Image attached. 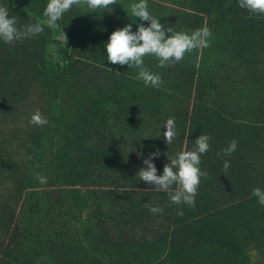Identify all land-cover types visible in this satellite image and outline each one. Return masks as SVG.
I'll return each instance as SVG.
<instances>
[{"label":"rangeland","instance_id":"1","mask_svg":"<svg viewBox=\"0 0 264 264\" xmlns=\"http://www.w3.org/2000/svg\"><path fill=\"white\" fill-rule=\"evenodd\" d=\"M134 2L137 0H117L111 12H92L86 6H73L58 21V30L45 24L40 34L13 44L0 40V208L9 198L14 181L23 186L22 190L28 186L27 190L31 187L51 190L57 182L53 170L61 166V162L66 163L67 153H74V143L77 144L80 133L96 139L99 136L93 130L108 125L115 135L128 140L125 147L130 151V145L137 147L139 137L144 138L155 128L161 132L166 119L157 113L151 118L145 115L143 108L151 105L157 111L163 107V99L157 98L158 88L163 96L165 91L177 92L174 82L166 81L168 67L181 70L186 80L191 76L196 80L197 76L196 82L202 88L199 101L204 103L209 114L201 112V124L189 132L188 121L181 120L183 115L181 118L170 116L175 118L178 135L171 145L162 139L164 148L174 149V154L185 148L192 150L195 139L202 133L207 134L211 137L210 149L201 156L203 162L211 160L214 152H223L232 140L238 141L236 149L243 147L248 137L256 136L263 129L219 125L214 120L222 119L227 106L224 100L222 104L221 96L227 94L236 109L240 104L251 121L264 125V62L258 55L259 43L264 46V15L241 8L239 0H148L150 14L165 27L190 34L211 24L221 40L214 38L210 43L208 39V46L186 53L174 66L160 67L155 56H146L145 66L159 74L163 81L158 88L146 87L137 78V68L112 64L107 59L106 43L113 31L129 23L133 31L140 23L150 24V21L132 16L130 5ZM47 3L48 0H0V5H6L10 14L16 15L19 27L36 20L43 22ZM249 35L257 45L251 43ZM234 61L243 64L245 70L236 84L231 80ZM198 66L201 72L196 73ZM219 71L223 72L222 76L218 75ZM247 75L249 77L242 81ZM209 77L219 86L227 83L223 89L229 91L212 89ZM181 93H178L180 100L173 104L180 112L185 107L190 108L192 100L191 94L189 97ZM37 109L48 120L44 126L30 123ZM233 117V122L237 121ZM210 118L212 122L206 123ZM143 127L148 130L144 132ZM122 168L126 176L139 177L141 166L131 159ZM261 172L264 173V169ZM35 173L46 176L47 183L41 184ZM144 186L152 188L145 182ZM85 190L80 187L82 198ZM88 202L84 199L82 211L73 217L63 210L60 212L62 218L70 220L67 231L75 234L63 251L65 256L73 255L74 258L69 257L63 264H70L71 260H75L73 264H99L100 261L106 264H185L189 260L192 250L189 228H182L162 245L141 250L134 259L112 249L99 248L95 218L87 207ZM42 212H49L55 218L58 214L52 207ZM39 225H44L43 232L47 231L41 219ZM249 258V264H264V251L252 249Z\"/></svg>","mask_w":264,"mask_h":264},{"label":"trees","instance_id":"2","mask_svg":"<svg viewBox=\"0 0 264 264\" xmlns=\"http://www.w3.org/2000/svg\"><path fill=\"white\" fill-rule=\"evenodd\" d=\"M205 28L211 32L208 38L210 43L214 38L221 40L215 35V28L211 24H206ZM249 38L253 45L258 44L252 36L249 35ZM258 48V55L264 62V46L259 43ZM233 63L231 80L236 84L237 78L244 76L245 70L243 64L237 61ZM167 69L166 81L174 82L173 88L178 87L177 92L170 94L165 91L163 96L158 88L157 98L161 97L164 105L157 111L151 105L144 107L145 115L154 118L157 113L166 121L170 116L181 118L183 115L181 120L188 121V132L193 131L201 124V112L209 114L204 103L199 101L201 85L196 82L197 76L196 80H193V76L186 80L181 70ZM195 72H201V66L196 67ZM222 73L219 71L218 75L222 76ZM211 79L209 77L208 81L212 89L223 93L229 91L223 89L227 83L222 82L219 86ZM185 87L188 88L183 91ZM181 92L189 97L191 94L192 100L190 108L185 107L180 112L174 109L173 104L180 100L178 93ZM223 100L227 107L222 119L214 120L219 125L263 129L256 136L248 137L243 147L231 155L224 156L223 152L217 155L214 152L211 160L201 162L200 168L208 176L201 178L195 207L170 202L169 192H174L175 186L168 192L154 191L146 188L139 177L126 176L122 168L129 159L144 167V159L159 150L154 163L158 174L163 173L164 165L170 162L168 157L176 155L174 149L163 147L164 124L161 132L155 128L144 138L139 137L137 147L130 145V151L125 147L128 140L115 135L106 125L93 130L98 133L96 139L80 133L77 144L74 143V153H67L66 163L61 162V166L53 170L57 174V182L51 190L37 187L27 190L29 186L22 190L23 186L14 181L9 198L0 208V264H63L69 257L73 259V255L65 256L63 251L67 250L75 234L67 231L70 220L62 218L60 212L63 210L73 217L82 211L86 198L90 201L87 207L95 218L99 248L112 249L134 259L141 250L162 245L182 228H189L192 250L185 264H249L250 250L264 251V206L252 194L254 187L264 190V173L261 172L264 169V125L251 121L240 104L236 109L227 94L221 96L222 104ZM233 116L237 121L233 122ZM207 122H212V118ZM147 130L143 127L144 132ZM225 161L230 164L227 170L224 169ZM80 187L86 189L84 198L80 194ZM147 202L161 207L163 212L153 214L145 207ZM49 207L58 212L56 218L49 212H42V209ZM178 211H182L183 215H177ZM46 215L48 218H45ZM40 219L46 223L45 232L42 231L44 225H39ZM61 245L65 248H60ZM74 261L68 263L73 264ZM99 264L106 262L100 261Z\"/></svg>","mask_w":264,"mask_h":264},{"label":"clouds","instance_id":"3","mask_svg":"<svg viewBox=\"0 0 264 264\" xmlns=\"http://www.w3.org/2000/svg\"><path fill=\"white\" fill-rule=\"evenodd\" d=\"M117 0H48L44 9L43 22L36 20L23 27L18 26L16 15L10 14L11 10L6 5H0V40L7 44L29 38L40 34L44 25L54 30L60 29L59 20L64 13L73 6H86L92 12L104 10L111 12ZM227 6V5H226ZM239 6L247 9L251 13L264 15V0H239ZM133 17L141 21H150L145 26L140 23L136 31L132 30V24L117 28L110 35L106 43L107 59L112 64L127 65L129 68H137L138 79L144 85L159 87L162 84L161 76L149 70L144 63L146 56H155L160 67L174 66L183 60L186 53L201 46H208V38L211 32L207 28L197 29L190 34L187 31H175L172 27H165L158 18L152 16L148 10V0H137L130 5ZM64 31V29H63ZM65 33V32H64ZM66 35V34H65ZM30 123L36 126H44L48 123L47 118L37 109L31 116ZM166 131L163 133L167 145H171L178 135L175 125V118L170 117L164 124ZM211 137L202 133L195 139L192 150L180 151L175 156L168 157L169 163L164 165L163 173L158 174V169L154 163V158L159 155V150L152 152L144 159V167H141L137 175L140 181L148 185L154 191L168 192L175 186L174 192H169V200L172 204H187L195 207V198L198 195L199 185L202 177H207L208 173L200 168L201 156L210 149ZM238 141L232 140L229 146L223 149V155H231L237 148ZM217 155H220L218 153ZM31 159V157H27ZM230 164L224 163L227 170ZM37 180L41 184L47 183V177L35 173ZM252 194L258 198V203L264 206V190L254 187ZM153 214L162 213L163 209L153 206L151 202L145 203ZM177 215H183L178 211Z\"/></svg>","mask_w":264,"mask_h":264}]
</instances>
